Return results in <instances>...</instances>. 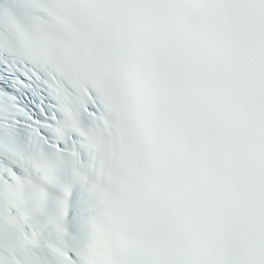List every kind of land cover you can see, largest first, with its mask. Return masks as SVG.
Segmentation results:
<instances>
[{
	"label": "snow or ice",
	"instance_id": "6c2138e0",
	"mask_svg": "<svg viewBox=\"0 0 264 264\" xmlns=\"http://www.w3.org/2000/svg\"><path fill=\"white\" fill-rule=\"evenodd\" d=\"M0 264H264V0H0Z\"/></svg>",
	"mask_w": 264,
	"mask_h": 264
}]
</instances>
